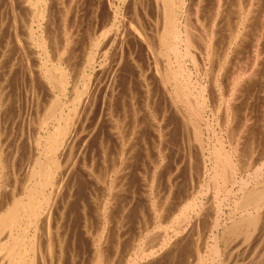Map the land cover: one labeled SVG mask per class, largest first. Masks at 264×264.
<instances>
[{
  "label": "bare ground",
  "instance_id": "6f19581e",
  "mask_svg": "<svg viewBox=\"0 0 264 264\" xmlns=\"http://www.w3.org/2000/svg\"><path fill=\"white\" fill-rule=\"evenodd\" d=\"M233 1L235 17H229L233 24L231 19L227 21V39L222 31L228 0H218L213 17V11L211 17L206 15L212 6L205 7V0H150L156 12V23L150 31L145 25L150 12L147 13L144 5L148 1L145 3L144 0L131 1L134 4L131 15L128 0L1 2L6 4L4 8L8 12L3 16L5 9H1L0 13V264H264V170L255 165V175L243 176L244 171L254 167L258 160L253 154L255 148L242 141L244 129L239 131L236 125L241 111L235 106L236 95L241 97L239 93L244 91L237 88L238 80L246 75L239 72L233 82L239 84L233 86L230 95L225 97L218 91L215 99V95L209 92L211 86L199 84V81L194 84L190 80L192 73L185 64L186 59H192L195 72L201 71L203 75L207 72V60L212 62L222 56L216 70L221 74L227 72L225 64L228 58L239 50L244 41L251 40L247 42L251 43L255 54L264 48V45L260 48V39L258 41L255 31L259 0ZM56 5L63 12L60 11L61 33L51 25ZM141 10L145 12L142 14ZM148 19L147 22L151 17ZM224 35L226 42L223 41ZM59 41H63L61 51ZM136 47L147 58L150 55L152 73L149 71L148 74L143 64H136L137 60L132 56L134 50L137 51ZM254 60L259 61L257 58ZM129 62L139 67L137 75L129 70L130 76H136L134 80L132 77H127V80L125 76ZM18 66L21 74H17ZM19 74L27 82L25 85L23 81V84L31 105L35 103L32 106H36L34 117L41 115L39 120H34L35 123L40 122L43 133L28 132L27 141L23 138L25 134L18 135L15 138L19 139L12 145L9 140L14 133V125H8L9 118L5 121V109L14 100L13 95L6 92L9 90L8 81L15 78L16 82ZM78 79L82 81L81 87L77 85ZM121 85L127 92H117ZM139 85L143 90L142 98L146 97L144 108L149 114L148 120H143L144 115L141 116L135 108L140 102ZM70 86L71 95L68 94ZM159 90L164 93V98L161 97L163 105H160ZM130 108L133 114L129 113ZM222 109L224 115L221 122L219 120L220 124L218 120L215 122L221 127L219 145L211 149L204 140L205 129L212 125L208 110L218 113ZM14 114L17 115L16 112ZM12 116V122L17 121L18 117L14 119ZM167 118L181 120V125L190 128L192 141L197 142L200 155L195 158L196 151H190L186 158L189 166H185L190 171L197 168L199 177H209L206 194L212 191V205L202 196H194L182 204L193 192L188 196H176L181 197H175L177 202L171 200V188L164 198L155 195L157 173L153 172L149 190L151 220L156 222L159 219L157 229L161 228L162 232L150 236L149 225L142 224L138 236H132L128 222L132 198L129 194L137 189L136 183L141 187L145 180L141 157L145 147L143 128L149 124L156 137L153 138L157 142H153L156 148L162 137L161 126ZM127 121L131 122V127L126 126ZM243 138L246 139L245 135ZM251 148L254 149L250 157H246ZM260 150L257 152L261 153ZM160 155L157 166L163 159ZM261 155L257 154L259 159ZM132 167L135 173L131 176ZM133 175L134 186L130 179ZM237 184L239 188L236 191L234 187ZM233 196L234 205H229L227 213L225 207ZM177 210L181 214L174 215Z\"/></svg>",
  "mask_w": 264,
  "mask_h": 264
},
{
  "label": "rangeland",
  "instance_id": "374dc122",
  "mask_svg": "<svg viewBox=\"0 0 264 264\" xmlns=\"http://www.w3.org/2000/svg\"><path fill=\"white\" fill-rule=\"evenodd\" d=\"M130 3H129V7H130V10L132 9V10H134V7H133V2H131L130 0H128ZM146 0H144V2H145ZM149 3H148V2ZM146 2H147V4H145L144 6L145 7H147L146 8V10H148L147 11V13H149V15L147 14V18H149L150 19V17H151V19L149 20V21H151L152 22V25L151 26H149V24H151V22H147V18H145V25L147 26V31H150L151 29H150V27H153L154 28V25H155V23H156V12H155V9L153 8V5L152 4H150L151 2H152V0H151V2H150V0H147ZM208 1V3H206ZM212 1V2H211ZM216 1H217V3H216ZM205 0V7L207 6V7H211L212 6V8L210 9V8H208L209 10H210V15H209V13H207L206 15L207 16H209V17H211V11H213L212 12V17H213V15H214V13H216L215 11L217 10H215V8H217V6H218V0ZM242 1H244V0H242ZM258 1V0H257ZM1 2H3V0H1L0 1V6L1 5H3V6H1L0 7V13L2 12V10L3 9H5L4 8V6H6V4L4 5V3H6L5 2V0H4V3H1ZM215 2V3H214ZM228 2H229V4L227 3V5H226V8H225V12H224V14H225V28L223 29L224 31H222L223 32V34H225L226 35V39H227V37H228V33H227V29H226V27H227V21H230V19L231 18H229V17H235L234 16V12L235 11H232V10H234L235 9V4H234V1L233 0H228ZM264 0H259V2H258V4L256 5L257 6V13H256V16L259 14V15H261V16H259L258 15V17H257V21H256V23H257V25H256V37H257V34H258V41H259V39H260V48H261V45H264ZM211 4V5H210ZM213 4V5H212ZM131 5V6H130ZM151 5V6H150ZM233 5V6H232ZM259 5V6H258ZM151 8H150V7ZM230 6H232V7H230ZM3 7V8H2ZM56 8L53 10V12H52V16H51V18L53 19V21H52V19H51V25H52V27L54 28L55 26V28L54 29H56L57 28V31L58 32H60V29L62 28V16H61V12H62V8L60 7V6H58V5H56L55 6ZM132 7V8H131ZM215 7V8H214ZM261 7V8H260ZM2 9V10H1ZM59 9V10H58ZM149 9L151 10V11H149ZM129 10V13H130V15H131V13H133L132 12V10L130 11ZM145 10V9H144ZM215 10V11H214ZM61 11V12H60ZM142 11V14H143V12H145V11H143V10H141ZM8 11L5 9V10H3V13H2V15L3 16H5V14L7 13ZM58 12V13H57ZM76 12V11H75ZM74 12V13H75ZM63 13V12H62ZM54 14V15H53ZM56 14V15H55ZM58 14V15H57ZM152 14H154V15H152ZM129 15V16H130ZM152 15V16H151ZM7 16V15H6ZM54 16V17H53ZM58 18H57V17ZM208 17V18H209ZM232 17V18H233ZM152 18H154V19H152ZM57 20V22H54V21H56ZM232 20V19H231ZM259 20V21H258ZM56 23V24H55ZM55 24V25H54ZM232 24H233V20H232ZM231 24V26L230 27H232L233 25ZM260 26H262V27H260ZM218 28H220V26L218 27ZM149 29V30H148ZM226 29V30H225ZM62 30V29H61ZM62 32V31H61ZM60 32V33H61ZM222 32L220 31V33L222 34ZM225 32V33H224ZM259 33H260V35H259ZM59 34V33H58ZM220 34V36H222ZM61 35V34H60ZM225 35H224V37H223V41L224 42H226V40H225ZM1 38V37H0ZM250 39H248V40H246V43H244V46H246L245 48H242L241 49V47H244V46H242L243 45V43H242V45L239 47V50L236 52V53H232V54H234V55H232L231 54V57H229L228 59H229V61L227 60V62H226V66H225V69L227 70V72L226 71H224V72H226L225 73V75H224V72H221V74H218L217 73V69H218V64L221 62V57L222 56H220L219 58H217V59H214L213 61H215L216 63H214L213 61L212 62H210V60H207V62H206V64H208V65H206L207 66V72H206V74H203L202 75V73H201V71L200 72H195L196 71V68H194L193 66H195L194 65V63H193V61H192V59L190 60V58H188V59H186L185 61V64H188V65H186L189 69H190V71H191V73H192V75L190 76V80L194 83V84H196L198 81V83L199 84H204L205 83V85H208V87H210L211 86V88L209 89L210 91V94L211 95H215L214 96V98L216 99V97L218 98V96H216V92H220V93H224V96L225 97H227V96H229L230 95V90H232V88H233V86H236L237 87V85H238V87L237 88H239L240 90H241V88L246 92V94L248 95H246L245 96V93H244V91H242L243 92V94H244V96H243V94H242V92H240L239 94H241V97L239 96V95H236L237 97H236V100H235V106L236 107H239V109L241 110H239L240 112H243L242 114H240V112H239V115H238V117H239V120H237L238 122L236 123V125L238 126V129H240L239 131H241L242 129H244L243 130V132H241L242 133V141H244V142H246V144L247 143H249L248 145H252L254 148H251L250 149V151H249V153H248V155L246 156V157H250L249 155H250V152H251V150L252 149H254V157L256 158V160H258L257 162H258V164H257V162H256V164H253V166L254 167H252V168H254V169H252L251 168V166L246 170V171H244V173H243V176L245 177V178H249V177H251V175L253 176V174L255 175V173H253L254 172V170L257 168V167H255V165L257 166V165H259L258 167H260V169L262 168L263 170H264V167H263V165L262 164H264V155H263V153H264V149L262 148V147H264V120H262V119H264V48H262L260 51H257V54H258V56H257V54H255V52L254 51H252V46L250 45L251 43H249V42H247V41H249ZM60 42V41H59ZM62 42V43H61ZM60 43H59V49H60V51L62 50V48H63V41H61ZM250 42H251V40H250ZM249 44V45H248ZM259 44V43H258ZM61 46H62V48H61ZM250 46V47H249ZM264 47V46H263ZM37 48V47H36ZM137 48V47H136ZM247 49V50H246ZM37 50L39 51V49L37 48ZM137 51H135L134 50V53L132 54V56H135L134 57V59L135 60H137L136 61V64H139V66L140 65H142L143 64V66L142 67H145V68H147L146 69V72L148 73V74H150L149 73V71L152 73V69H153V61H152V59L150 58V55H149V57L147 58L146 57V55H144L143 54V52H142V50H139L138 51V48L136 49ZM242 50V51H241ZM244 50L246 51V52H244ZM263 50V51H262ZM146 52H147V50H146ZM240 52H241V54H240ZM243 52H244V54H243ZM253 52V53H252ZM135 53H137V54H135ZM143 55H142V54ZM239 53V54H238ZM251 53H252V55H251ZM255 55V57H254V55ZM260 54V55H259ZM141 56V57H140ZM235 57V59H230V58H233V57ZM252 58H251V57ZM248 57H250V58H248ZM223 58V57H222ZM255 58H257V60H259V61H257L258 62V64H257V62H255ZM262 58V59H261ZM148 59H149V61H148ZM220 59V60H219ZM242 59V60H241ZM250 59V60H249ZM165 60V62H166V59H164ZM219 60V61H218ZM234 63V65H233V63L231 62V61ZM236 61V63H235V61ZM251 60H254V61H252L251 62ZM240 61V62H239ZM263 61V62H262ZM54 62H55V59H54ZM148 62V63H147ZM150 62V63H149ZM152 62V63H151ZM231 62V63H230ZM78 63V62H77ZM130 63V62H129ZM141 63V64H140ZM147 63V64H146ZM210 63V64H209ZM251 64V65H247V64ZM256 63V64H255ZM262 63V64H261ZM213 64H214V66H215V68H212V66H213ZM227 64L230 66V68H231V66H232V69L230 70V68L227 66ZM231 64V65H230ZM235 64H236V66H235ZM20 65V64H19ZM131 65V66H130ZM130 65H127L126 66V71H127V73H126V79L128 80L130 77H132L131 79L132 80H134L133 78H136V76H134L133 74H136L137 75V72L139 71V67H136L135 66V64H131L130 63ZM132 65L134 66L133 68H132ZM146 65V66H145ZM211 67H210V66ZM257 65H258V67H257ZM213 66V67H214ZM248 68H247V67ZM19 67V68H18ZM18 67H16V69H17V74L20 72V74H21V69H20V66H18ZM125 67V66H124ZM130 67V68H129ZM148 67H149V69H148ZM217 67V68H216ZM228 67V68H227ZM243 67V68H242ZM250 67V68H249ZM251 67L253 68V71H252V69H251ZM127 68H129V69H127ZM135 68V69H134ZM137 68V69H136ZM151 68V69H150ZM208 68H210V69H208ZM239 70H238V69ZM243 70H242V69ZM246 68H247V70H246ZM254 68L257 70V72L254 70ZM258 68V69H257ZM132 69V70H131ZM193 69V70H192ZM195 69V70H194ZM214 69H215V71H214ZM228 69H229V71H228ZM235 69V70H234ZM129 70L130 71H133V72H131V73H133L132 75L133 76H130L131 75V73L129 72ZM135 70V71H134ZM233 70V71H232ZM242 70V71H241ZM249 70V71H248ZM236 71V72H235ZM231 72H234L233 74L231 73ZM240 72V75H242V74H245L246 75V77L244 78V79H241V80H238V82H237V85H236V83L234 84L233 82H234V78L236 77V75L238 74ZM253 72H256V73H253ZM123 73V72H122ZM194 73V74H193ZM198 73V74H197ZM214 74L215 76H212V74ZM230 73V75H228ZM251 75L252 73V75L250 76L249 74ZM262 75L261 77H260V74ZM18 75L17 76V81L15 82V78L14 79H12V80H9L8 81V86H9V90L6 92V93H8L9 92V94H11V95H13V100H14V103L13 102H10L9 104H8V106H7V108H8V110H7V108L5 109V111H6V116H5V121L7 120V118H9L10 120H8V125L9 126H12V125H14V127H13V134H12V137L10 138V140H9V142L12 144V145H14L15 143H16V141H17V139H19V137L18 138H15V137H17L18 135H20L21 136V134H25L24 135V137H23V135H22V137L27 141V138H28V135H29V133H34V134H36V133H39V131H40V133H43L42 131H43V129H41V126H39L40 125V122H37V123H35L36 121V119H40L41 118V115L37 118V117H34L36 114H37V112L35 111V109H36V106H35V108H33L34 107V105H35V103H34V105H31L32 103H30V96L29 97H27L28 95L26 94V84H27V82L26 81H24L23 80V78L21 79V77H22V75ZM218 74V75H217ZM226 74H227V76H226ZM250 76H248V75ZM254 74H256V76L254 75ZM200 75V76H199ZM207 75V76H206ZM211 75V76H210ZM239 75V76H240ZM225 77V78H223V77ZM232 76V77H231ZM255 76V77H254ZM127 77H129V78H127ZM200 77V78H199ZM215 77V78H214ZM216 77H217V79H216ZM199 79V80H196V79ZM209 78H211V80L209 79ZM214 78V79H213ZM221 78H223L222 80H219V79H221ZM232 79V80H230V79ZM247 78H249L248 80V84H249V82L251 81L253 84H255V86L252 84L251 85V82H250V87H252V88H248V84L246 83V81H247ZM255 79V81H254V79ZM21 79V80H20ZM137 79H138V76H137ZM209 79V80H208ZM230 81H229V80ZM251 79V80H250ZM122 80H123V78H122ZM196 80V81H195ZM216 81V82H220L219 84L217 83V84H215L216 82H212V81ZM244 80V81H243ZM253 80V81H252ZM12 81H14V82H12ZM25 82V85L23 84L24 82ZM226 81H229V83L228 82H226ZM240 81H242V82H240ZM20 83V84H18V83ZM210 82H212V83H210ZM226 83V84H224V83ZM255 82V83H254ZM12 83V84H11ZM21 83H22V85H21ZM135 83H136V80H135ZM208 83V84H207ZM233 83V84H232ZM241 83H243V84H241ZM257 83V84H256ZM137 84V83H136ZM210 84V85H209ZM212 84V85H211ZM228 84V86H226ZM11 85H12V87H11ZM20 86V88H18L17 87V89L18 90H16V86ZM24 85V86H23ZM77 85L78 86H80V85H82V81L80 80V79H78V83H77ZM214 85V86H213ZM217 87H216V86ZM221 85V86H220ZM241 85V86H240ZM244 86V88H243V86ZM13 86H15V87H13ZM225 86L228 88V90H227V88H225ZM240 86V87H239ZM14 90V91H17V93L15 94V92L11 89V88ZM81 87V86H80ZM123 88V86L121 85V86H119L118 87V89H117V92L119 93V92H122V93H124L125 92V90H126V92H127V89H120V88ZM136 87V86H135ZM219 87L220 88H225V90L222 88V89H219ZM25 88V89H24ZM215 88V89H214ZM257 88V89H256ZM23 89V90H22ZM70 90H68V94L69 95H71V93H72V87L70 86V88H69ZM213 89H214V92H213ZM238 89V90H239ZM247 89H248V92H247ZM25 90V91H24ZM222 90H224V91H222ZM226 90H227V92H226ZM250 90V91H249ZM257 90V91H256ZM19 91H21V93L19 92ZM138 91H139V93H140V96H139V101L141 102H139L138 104L139 105H137V106H135V108L137 107V111L139 110L140 111V115L142 116V115H144L143 116V120L145 119V120H148V116H149V114L147 115L146 114V112H145V108H144V106H145V99H146V97L145 96H143V98H142V93H143V90H142V88H140V85H139V88H138ZM229 91V92H228ZM19 92V93H18ZM22 93H23V95H22ZM25 93V94H24ZM257 93V94H256ZM16 95V96H15ZM27 97H25V96ZM159 95H160V98L161 97H163L164 98V93L162 92V90H159ZM218 95V94H217ZM43 96H45V94L43 95ZM239 97V99H237ZM249 97H251V98H249ZM260 97V98H259ZM25 98V99H24ZM29 98V99H28ZM163 98H161L160 99V105H163L164 103H163V101H164V99ZM23 99H24V102L22 103V101H23ZM28 99V100H27ZM43 99H45V98H43ZM163 99V100H162ZM254 99H256V100H254ZM240 100V101H239ZM26 101V102H25ZM245 101V102H244ZM42 102H44V101H42ZM241 102V103H240ZM254 102V103H253ZM19 103V104H18ZM25 103V104H24ZM242 103H243V105H242ZM253 105H252V104ZM128 101H127V108L129 107L128 106ZM248 104V105H247ZM251 104V107H249V105ZM28 105H30V106H28ZM142 107H141V106ZM238 105V106H237ZM242 106V108H240V106ZM9 106H11V107H9ZM14 106V107H13ZM20 106V107H19ZM33 106V107H32ZM139 106V107H138ZM244 106V107H243ZM19 107V108H18ZM24 107V108H23ZM32 107V108H31ZM40 107H43V105L41 106V104H40ZM255 107V108H254ZM262 107V108H261ZM23 108V109H22ZM28 108V109H27ZM9 109H11V110H9ZM15 109V110H14ZM27 109V110H26ZM33 111H32V110ZM142 111H141V110ZM248 109V110H247ZM20 110V111H19ZM39 110H41L40 111V113H43V110L42 109H39ZM144 110V111H143ZM8 111V112H7ZM20 113H19V112ZM32 111V112H31ZM209 111V118H211V116H212V118H211V122H212V125L210 126V128H208V129H205V133H204V140H206L207 141V144L210 146V148L211 147H215V146H218L219 144V141H218V139H219V134L218 133H220V128L221 127H219V125H217L216 123H217V120H218V122H219V120H220V122H221V119L220 118H222V116L224 115V113L222 112L223 111V109L222 110H220V111H218V113L216 112V111H214V112H212L211 110H208ZM14 112H16L17 113V115H15L14 114ZM22 112V113H21ZM29 112V113H28ZM30 112L32 113V114H34V115H32V114H30ZM33 112H35V113H33ZM144 112V113H143ZM257 112V113H256ZM262 112V113H261ZM129 113H131V114H133V109H131L130 108V112ZM149 113V112H148ZM19 114V115H18ZM216 114H218V115H216ZM222 114V115H221ZM10 115L12 116V115H14V117L12 116V118H16V117H18L19 118V116H20V118L18 119V118H16L15 120H17V121H13V122H16V123H13L12 122V120H11V117H10ZM219 115H221L220 117H219ZM242 115V116H241ZM246 115V116H245ZM9 116V117H8ZM16 116V117H15ZM33 117V119H31V118ZM216 117H217V119H216ZM219 117V118H218ZM237 117V118H238ZM253 118V119H252ZM13 119V120H14ZM35 119V120H34ZM178 119V118H177ZM241 119V120H240ZM20 120V121H19ZM32 120L34 121V124L32 123ZM37 120V121H38ZM213 120V121H212ZM28 121H30V122H28ZM175 123H174V122ZM256 121V122H255ZM128 122V123H127ZM126 122V126H132V124H131V122H129V121H127ZM166 122V123H165ZM170 122H172V123H170ZM216 122V123H215ZM220 122H219V124H220ZM260 122V123H259ZM11 123H12V125H11ZM178 123V124H177ZM241 123V124H240ZM167 124V125H166ZM181 124H183L182 122H181V120H169L168 118H167V120H165L164 121V123H163V125L161 126V130H162V132H161V134H162V137H161V141H160V143H159V146H157L156 148H155V144L153 143V142H156L154 139H156V137H154V133L152 132V130H151V128H150V126H149V124H146L145 125V127L143 128V129H145V130H143V135H144V142H145V147H144V152L141 154V157H142V159L144 160L143 162H144V178H145V180L143 179V185L141 184V187L139 186V184L138 183H136V188L137 189H135V190H133V191H131L130 192V194H129V196L130 197H132L130 200V202H131V204H129V208H130V210L128 211V213H129V218H128V222H129V230H130V233H131V235L133 236V235H135V236H138V230L141 228V227H143V225L142 224H147V225H149V230H150V232H151V234L152 235H150V236H155V235H158V234H161V232H162V230H161V228H159L158 227V229H157V224L159 223V219L158 220H156V222H154V220H151V211H150V192H149V190H150V182H151V180L150 179H152V176H153V174H155V173H157L156 175V179H157V185L158 186H156V189H155V195L156 194H158L157 196H159V197H161V198H164L165 197V195L166 196H168V194H169V192H170V190H173V192H171V194H169L170 195V199L171 200H174V201H178V199H180L182 196H185V194H186V196H188V194L190 193V192H193L192 193V195L191 196H188V198L186 199V201H184L182 204H186L187 203V201H191L192 199H194L196 196H202V198H203V200H205V202H207L208 204H210V205H212V191H208V194H206V190H207V183H206V181H207V179H208V181H209V177L207 178H204V177H199L198 175H197V168L195 169H192L191 171L189 170V167H187V166H189L188 165V160L186 161V158H187V155H188V153L190 152V151H192V153L193 152H195L194 153V157L195 158H198L199 157V149H198V144H197V142H195V141H192L193 140V138H192V132H191V130H190V128L189 127H187V126H184V125H181ZM169 125V126H168ZM216 125V126H215ZM239 125H240V127H239ZM23 126V127H22ZM37 126V127H36ZM212 126H213V128L215 129H213L212 128ZM258 126V127H257ZM35 127V128H34ZM166 127V128H165ZM183 127V128H182ZM244 127V128H243ZM252 127V128H251ZM262 127V128H261ZM40 128V129H39ZM172 128V129H171ZM189 128V129H188ZM248 128V129H247ZM263 129V130H261V129ZM24 129V130H23ZM168 129V130H167ZM178 129V130H177ZM184 129V130H183ZM212 129V130H211ZM255 129V130H254ZM35 130V131H34ZM171 130V131H170ZM217 130V131H216ZM248 132H247V131ZM16 131V132H15ZM22 131H23V133H22ZM34 131V132H33ZM150 131V132H149ZM184 131V132H183ZM188 131H190V132H188ZM214 131H215V134H214ZM253 131V132H252ZM262 131V132H261ZM20 134H19V133ZM29 132V133H28ZM178 132V133H177ZM206 132H207V135H206ZM191 133V134H190ZM261 136H259L258 134ZM147 134V135H146ZM253 134V135H252ZM190 137L191 136V138H189L188 139V136ZM214 135V136H213ZM224 135H226L225 134V132H224ZM244 135H245V137H246V139L245 138H243L244 137ZM252 135V136H251ZM256 135V136H255ZM263 135V136H262ZM26 136V137H25ZM218 136V137H217ZM250 136V137H249ZM253 136H255V137H253ZM179 137V138H178ZM206 137V138H205ZM260 137V138H259ZM146 138V139H145ZM154 138V139H153ZM248 138V139H247ZM255 139V140H250V139ZM13 139H15V140H13ZM148 139V140H147ZM152 139V140H151ZM191 139V141H189ZM244 139V140H243ZM260 139V140H259ZM165 140V141H164ZM181 140V141H180ZM212 140H214V141H212ZM247 141H249V142H247ZM253 141V142H252ZM169 142V143H168ZM189 142V143H188ZM258 142H260V143H258ZM157 143V142H156ZM175 143V144H174ZM185 143V144H184ZM191 143H194V144H191ZM252 143V144H251ZM256 143H258V144H260V145H258V144H256ZM161 144V145H160ZM214 145V146H212V145ZM245 144V143H244ZM243 144V145H244ZM261 144H263V145H261ZM147 145V146H146ZM152 145H154V146H152ZM165 145H166V147H165ZM185 145V146H184ZM190 145V146H189ZM194 145V149H192V146ZM196 145V146H195ZM242 145V146H243ZM256 145V146H255ZM164 146V147H163ZM258 146H262L261 148L260 147H258ZM168 147V148H167ZM186 147V148H185ZM257 147V148H256ZM148 148V149H147ZM155 148V149H154ZM160 148V149H159ZM169 148H170V150H169ZM213 148H211V149H213ZM145 149H147V150H145ZM190 149V150H189ZM192 149V150H191ZM196 149V150H195ZM259 149H261L260 151H261V153L260 152H257ZM157 150V151H156ZM167 150V151H166ZM184 150H187L186 152L184 151ZM263 150V151H262ZM183 151V152H182ZM167 152V153H166ZM146 153V154H145ZM157 155H156V154ZM167 154V156H166V158L164 157V155H166ZM186 153V154H185ZM159 154H162V156L161 157H163V159H162V162H160V164H158L159 166H157V165H155L156 164V161L158 160L157 158L159 157L158 155ZM199 154V155H198ZM257 154H259V155H261V157H260V159H259V156H257ZM144 156V157H143ZM147 156V157H146ZM182 156V157H181ZM185 156V157H184ZM253 156V155H252ZM184 157V158H183ZM263 158V159H262ZM185 159V160H184ZM133 160V162H132V165L134 166L135 164H134V162H135V160H134V158L132 159ZM177 161V162H176ZM197 161V160H196ZM165 162V163H164ZM186 162V163H185ZM261 162V163H260ZM169 163V164H168ZM185 165H187V166H185ZM154 166V167H153ZM147 167V168H146ZM157 167V168H156ZM133 168V170L131 171V176H132V173L134 174L135 173V170H134V167H132ZM156 169V170H155ZM168 169V170H167ZM186 169V170H185ZM261 169V170H262ZM155 170V171H154ZM173 170V171H172ZM177 170V171H176ZM197 170V171H196ZM174 171H176V172H174ZM191 172V173H188V172ZM153 172H155V173H153ZM184 172H186V173H184ZM192 172L194 173V174H192ZM181 173H183V174H181ZM187 173H188V175H187ZM250 174V175H249ZM180 175H181V177H180ZM184 175V176H183ZM191 175V176H190ZM247 175V176H246ZM249 175V176H248ZM185 176H186V178H185ZM171 177V178H170ZM193 177H195V178H193ZM197 177V178H196ZM169 178V179H168ZM188 178V180H186ZM199 178V179H198ZM201 178H203V179H201ZM131 179V181L132 180H134V175H133V177H131L130 178ZM185 179V180H184ZM195 179V180H194ZM148 180V181H147ZM163 180V181H162ZM198 182H197V181ZM200 180V181H199ZM167 181V182H166ZM187 181V182H186ZM195 181V182H194ZM204 181V182H203ZM133 183H135V181L133 182L132 181V184ZM191 185H190V184ZM135 184H133V186H134ZM138 185V186H137ZM161 185V186H160ZM172 185V186H171ZM184 185V186H183ZM190 185V186H189ZM202 185H203V189H202ZM206 187H205V186ZM174 186V187H173ZM195 186V187H194ZM198 186H200V187H198ZM180 187V188H179ZM191 187V188H190ZM205 187V188H204ZM142 189V191L140 190V189ZM143 188H145V190L143 189ZM168 188V189H167ZM169 188H171L170 190H169ZM199 188V189H198ZM235 190L237 191L238 190V188H239V185L237 184L235 187ZM237 188V189H236ZM166 189H167V191H166ZM178 189V190H177ZM183 189V190H182ZM158 190V191H157ZM169 190V191H168ZM180 190V191H179ZM181 190H182V192H181ZM200 190H202V191H200ZM161 191V192H160ZM184 191V192H183ZM189 191V192H188ZM168 192V193H167ZM185 192H187V193H185ZM131 193H133V194H131ZM137 193V194H136ZM139 193L141 194L140 195V197H138V195H139ZM143 193H144V195H143ZM198 193V194H197ZM200 193V194H199ZM136 194V195H135ZM149 195V196H148ZM156 196V197H157ZM176 196H181L180 198H178V197H176ZM195 196V197H194ZM178 198V199H176V198ZM192 197V198H191ZM194 197V198H193ZM207 197V198H206ZM173 198V199H172ZM233 198H234V196L233 197H231V201L229 202H227L228 204V206H226L225 207V210L227 211V213L229 212V210H230V208L229 207H231V206H233L234 205V203H233ZM135 199V202L134 201H132V200H134ZM155 199V198H154ZM208 200H210V201H208ZM149 201V202H148ZM232 203V204H231ZM130 205H131V207H130ZM229 205H231V206H229ZM228 207V208H227ZM146 208V209H145ZM180 208H181V206H180ZM133 212V213H132ZM177 213H175L174 215H177V214H181V212L179 211V210H177L176 211ZM131 213V214H130ZM173 215V216H174ZM172 216V217H173ZM144 218V219H143ZM172 219V218H171ZM171 219H170V221H171ZM145 221V222H144ZM131 222H133V223H131ZM154 222V223H153ZM154 225V226H153ZM151 226V227H150ZM134 228V229H133ZM154 228V229H153ZM157 229V230H156ZM152 230V231H151ZM154 230V231H153ZM133 231V232H132ZM145 235V234H144ZM143 235V236H144ZM261 248H262V246L259 248L260 250H261ZM260 250H259V254L260 255H262V251L260 252Z\"/></svg>",
  "mask_w": 264,
  "mask_h": 264
}]
</instances>
